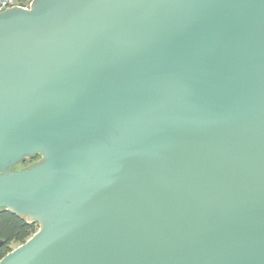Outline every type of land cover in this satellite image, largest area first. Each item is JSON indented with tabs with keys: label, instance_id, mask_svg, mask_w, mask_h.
I'll list each match as a JSON object with an SVG mask.
<instances>
[{
	"label": "water",
	"instance_id": "obj_1",
	"mask_svg": "<svg viewBox=\"0 0 264 264\" xmlns=\"http://www.w3.org/2000/svg\"><path fill=\"white\" fill-rule=\"evenodd\" d=\"M2 209L0 264H264V0L0 13Z\"/></svg>",
	"mask_w": 264,
	"mask_h": 264
},
{
	"label": "trees",
	"instance_id": "obj_2",
	"mask_svg": "<svg viewBox=\"0 0 264 264\" xmlns=\"http://www.w3.org/2000/svg\"><path fill=\"white\" fill-rule=\"evenodd\" d=\"M37 156L32 162L40 158V155ZM22 165L24 163L19 165V168ZM37 231L36 222L30 223L27 218H19L4 209L0 210V261L13 251V245L26 243Z\"/></svg>",
	"mask_w": 264,
	"mask_h": 264
},
{
	"label": "built area",
	"instance_id": "obj_3",
	"mask_svg": "<svg viewBox=\"0 0 264 264\" xmlns=\"http://www.w3.org/2000/svg\"><path fill=\"white\" fill-rule=\"evenodd\" d=\"M33 0H0V13L15 8H29Z\"/></svg>",
	"mask_w": 264,
	"mask_h": 264
},
{
	"label": "flooded vegetation",
	"instance_id": "obj_4",
	"mask_svg": "<svg viewBox=\"0 0 264 264\" xmlns=\"http://www.w3.org/2000/svg\"><path fill=\"white\" fill-rule=\"evenodd\" d=\"M36 157H38V156H36ZM33 158H34V157H33ZM33 158L27 159V160L24 162V164H25L24 167L32 166V165H34V164H36V163H38V162L41 161V156H40V158H39L38 160H36L35 162H32V159H33Z\"/></svg>",
	"mask_w": 264,
	"mask_h": 264
},
{
	"label": "rangeland",
	"instance_id": "obj_5",
	"mask_svg": "<svg viewBox=\"0 0 264 264\" xmlns=\"http://www.w3.org/2000/svg\"><path fill=\"white\" fill-rule=\"evenodd\" d=\"M24 166H25V164L22 165L20 168H25ZM28 222H29V221H28ZM32 223H33V222H32ZM39 229H40V226L38 225V231H39ZM38 231H37V232H38ZM37 232H36V233H37ZM36 233H35V234H36ZM35 234H34V235H35ZM34 235H33V236H34ZM33 236H32V237H33ZM32 237H31V238H32ZM31 238H30V239H31ZM28 240H29V239H28ZM28 240H27V241H28ZM27 241H26V242H27ZM24 244H25V243H24ZM22 245H23V244H22ZM19 246H21V245H18V244L13 245V250H15L16 248H18Z\"/></svg>",
	"mask_w": 264,
	"mask_h": 264
}]
</instances>
